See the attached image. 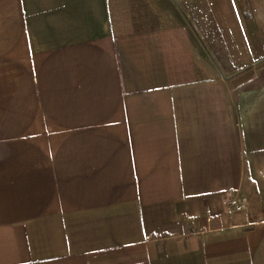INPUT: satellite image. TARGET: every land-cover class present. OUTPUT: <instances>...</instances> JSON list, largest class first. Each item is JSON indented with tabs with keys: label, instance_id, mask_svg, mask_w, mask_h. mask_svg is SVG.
I'll return each mask as SVG.
<instances>
[{
	"label": "crops",
	"instance_id": "crops-1",
	"mask_svg": "<svg viewBox=\"0 0 264 264\" xmlns=\"http://www.w3.org/2000/svg\"><path fill=\"white\" fill-rule=\"evenodd\" d=\"M0 264H264V0H0Z\"/></svg>",
	"mask_w": 264,
	"mask_h": 264
}]
</instances>
